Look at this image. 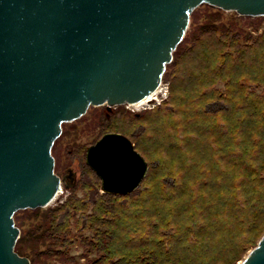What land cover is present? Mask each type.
Returning a JSON list of instances; mask_svg holds the SVG:
<instances>
[{"label":"water","instance_id":"obj_1","mask_svg":"<svg viewBox=\"0 0 264 264\" xmlns=\"http://www.w3.org/2000/svg\"><path fill=\"white\" fill-rule=\"evenodd\" d=\"M201 3L264 15V0H0V264H30L14 250L13 215L60 189L51 148L61 124L153 92ZM85 162L116 195L148 169L117 131L88 145ZM238 264H264V234Z\"/></svg>","mask_w":264,"mask_h":264},{"label":"trees","instance_id":"obj_2","mask_svg":"<svg viewBox=\"0 0 264 264\" xmlns=\"http://www.w3.org/2000/svg\"><path fill=\"white\" fill-rule=\"evenodd\" d=\"M188 40H191L190 33L178 43L166 65L173 63L178 50ZM214 50L191 46L188 49L193 56L190 68L185 67L171 77L172 90L181 83L184 85L171 98L170 107L172 103L187 106L185 101L205 100L200 109L190 107L186 111L184 124L179 129V135L184 136L178 140L172 138L167 144L175 161L172 170L167 172L172 179L177 177V168L182 173L184 170L191 174L196 170L198 174L186 184L173 182L176 186L183 185V193L174 197L170 209L164 212L162 223L169 225L171 233L159 231L155 241L142 238L129 246L122 245L125 251L117 249L120 255L106 264H235L264 234V93L258 94L250 87L253 81H263L264 57L260 55L264 49H235L234 56L219 54L220 63L215 57L210 63L202 64L201 53L209 59ZM239 62L246 66L243 79L236 71ZM217 81L222 82L216 85ZM242 86L249 90L242 94ZM188 93L194 95L189 100L183 99ZM143 114L133 113L136 120ZM105 115L110 118L113 114ZM219 117L224 120L218 122ZM156 132L160 135L164 130ZM222 139L219 150L217 146ZM55 142L56 139L51 148L53 155ZM181 149V154H177ZM189 160H195L196 164ZM60 207L39 213V222L31 227L26 226L29 209L14 213V223L19 228L14 250L28 257L30 264H35L42 252L38 246L45 240L44 234L64 224L67 213ZM34 209L39 212L37 207ZM108 246V252L115 254L111 249L113 242ZM71 261L70 257L64 258L65 264Z\"/></svg>","mask_w":264,"mask_h":264},{"label":"rangeland","instance_id":"obj_3","mask_svg":"<svg viewBox=\"0 0 264 264\" xmlns=\"http://www.w3.org/2000/svg\"><path fill=\"white\" fill-rule=\"evenodd\" d=\"M191 13L184 34L185 37L190 33L191 40L181 46L173 63L165 66L158 93V98H162L159 102L149 99L137 106L116 104L110 110H107V104L89 105L80 117L61 124V133L54 144V155L52 153L54 172L60 178L61 190L47 206L37 207L39 212L27 208L29 218L26 226L38 223L40 217L37 215L47 208L61 206L67 214L61 227L51 228L44 234L45 240L38 246L42 252L35 264H65L64 258L67 257L72 258L71 264H106L120 255L117 249L125 251L122 245L129 246L142 238L155 241L160 236L159 231L171 233L169 225L162 223L164 212L170 209L173 198L183 193V185L176 186L173 182L183 181L186 184L198 174L196 170L191 174L184 170L182 173L177 168V177L172 179L167 172L172 170L175 161L172 160L173 151L167 149V144L172 138L178 140L184 136L179 135V129L184 124L182 119L186 111L190 107L200 109L205 101H185L187 106L172 103L171 108V98L179 94L184 85L181 83L172 90L171 77L185 67L190 68L193 56L188 49L191 46L194 49H216L209 59L204 52L201 53L199 58L202 64L210 63L215 57L220 63L222 59L218 58L219 54L234 56L235 49H264V15H241L235 10H224L208 3H201ZM199 42L202 44L197 45ZM260 57H264V54ZM245 67L241 62L236 67V71L241 73L240 79H243ZM261 79L263 81L250 84L258 94L264 93V76ZM221 82L217 81L216 85ZM219 89L223 88L220 86ZM248 90L246 86L241 87L242 94ZM193 95L188 93L182 97L189 100ZM107 112L113 115L106 118ZM135 112L144 114L136 120ZM223 120L222 117L218 118V122ZM157 129L164 130V133L158 135ZM106 131L121 132L129 137L148 163L146 179L125 196L103 193L100 179L85 162L87 146ZM134 139H137L136 144ZM223 141H219L217 149H222ZM201 148L198 146L199 150ZM181 152L182 149L177 154ZM189 162L196 164L195 160ZM110 242H113L111 249L112 252L115 250V254L107 250Z\"/></svg>","mask_w":264,"mask_h":264},{"label":"bare ground","instance_id":"obj_4","mask_svg":"<svg viewBox=\"0 0 264 264\" xmlns=\"http://www.w3.org/2000/svg\"><path fill=\"white\" fill-rule=\"evenodd\" d=\"M157 89H155L153 92H151L149 95H147L145 98L141 99L140 101L134 103L136 105H139L140 103H143V102H146L147 100L149 99H152L153 98V95L156 93ZM61 190V187L60 189L57 191V193L54 195V197L52 198V200L55 198V196L59 193V191ZM51 200V201H52Z\"/></svg>","mask_w":264,"mask_h":264},{"label":"built area","instance_id":"obj_5","mask_svg":"<svg viewBox=\"0 0 264 264\" xmlns=\"http://www.w3.org/2000/svg\"><path fill=\"white\" fill-rule=\"evenodd\" d=\"M156 89H157L156 93L153 95V98L150 100H156L157 102H159V100L162 99V98H158V93L160 92V89H161V81H160L159 86ZM164 96H165V94H164ZM124 104H126L127 106H137L134 103H124Z\"/></svg>","mask_w":264,"mask_h":264}]
</instances>
